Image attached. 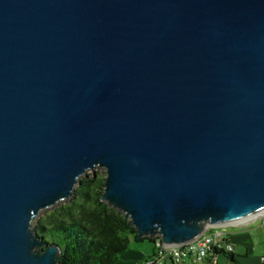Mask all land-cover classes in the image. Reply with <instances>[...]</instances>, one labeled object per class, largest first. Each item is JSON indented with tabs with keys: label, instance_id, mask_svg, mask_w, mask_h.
Listing matches in <instances>:
<instances>
[{
	"label": "water",
	"instance_id": "1",
	"mask_svg": "<svg viewBox=\"0 0 264 264\" xmlns=\"http://www.w3.org/2000/svg\"><path fill=\"white\" fill-rule=\"evenodd\" d=\"M98 168L168 250L264 217V0H0V264Z\"/></svg>",
	"mask_w": 264,
	"mask_h": 264
},
{
	"label": "trees",
	"instance_id": "2",
	"mask_svg": "<svg viewBox=\"0 0 264 264\" xmlns=\"http://www.w3.org/2000/svg\"><path fill=\"white\" fill-rule=\"evenodd\" d=\"M105 179L84 177L74 198L45 214L36 225L48 244L62 249L60 264H118L139 240L134 228L118 211L101 201ZM155 244L157 240H147ZM154 254L144 264L155 258Z\"/></svg>",
	"mask_w": 264,
	"mask_h": 264
},
{
	"label": "crops",
	"instance_id": "3",
	"mask_svg": "<svg viewBox=\"0 0 264 264\" xmlns=\"http://www.w3.org/2000/svg\"><path fill=\"white\" fill-rule=\"evenodd\" d=\"M220 231L233 244L234 253L220 254L217 264H264V217L245 224L220 227ZM155 253L156 249L148 254L145 249L130 247L118 264H144Z\"/></svg>",
	"mask_w": 264,
	"mask_h": 264
},
{
	"label": "built area",
	"instance_id": "4",
	"mask_svg": "<svg viewBox=\"0 0 264 264\" xmlns=\"http://www.w3.org/2000/svg\"><path fill=\"white\" fill-rule=\"evenodd\" d=\"M223 253L233 254V244L225 238L220 227H208L196 241L169 250L157 240L155 258L147 264H217L218 256Z\"/></svg>",
	"mask_w": 264,
	"mask_h": 264
},
{
	"label": "rangeland",
	"instance_id": "5",
	"mask_svg": "<svg viewBox=\"0 0 264 264\" xmlns=\"http://www.w3.org/2000/svg\"><path fill=\"white\" fill-rule=\"evenodd\" d=\"M93 176L101 177V178L105 179L106 178V172L104 169L98 168L95 170V172H92V171L88 172V174L85 177H93ZM45 214H47V213H45ZM45 214H42L38 217L35 226L37 225L40 218H42ZM130 247H135L138 249H145L148 254H152L153 250L156 249L155 244L150 242V241H147V240L143 241V242H137L136 240L133 239V240H131Z\"/></svg>",
	"mask_w": 264,
	"mask_h": 264
}]
</instances>
